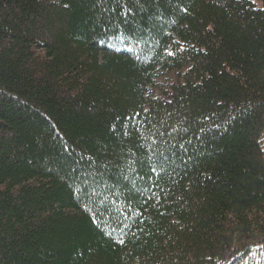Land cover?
Returning <instances> with one entry per match:
<instances>
[{
	"label": "trees",
	"instance_id": "obj_1",
	"mask_svg": "<svg viewBox=\"0 0 264 264\" xmlns=\"http://www.w3.org/2000/svg\"><path fill=\"white\" fill-rule=\"evenodd\" d=\"M126 3L127 23L114 0H0V264H251L264 250V0ZM121 31L139 42L109 38ZM82 169L92 200L76 194ZM113 199L132 205L123 234Z\"/></svg>",
	"mask_w": 264,
	"mask_h": 264
},
{
	"label": "snow or ice",
	"instance_id": "obj_2",
	"mask_svg": "<svg viewBox=\"0 0 264 264\" xmlns=\"http://www.w3.org/2000/svg\"><path fill=\"white\" fill-rule=\"evenodd\" d=\"M104 2H106V0H101V3H104ZM114 2L118 3L119 5L122 6V10L120 12V15H121V17H123L124 22L127 23L129 15L131 13V9L128 8L126 0H114ZM105 11H107V9H105ZM113 11H115V9H113ZM116 27L120 28V25H116ZM107 31L108 30L105 29V32H107ZM109 38L113 39V40H118L121 42H123L124 40H127V41H129L130 44L133 42H136V43L139 42L138 37H137V33H135V32L128 34L126 31H121L119 35L113 34ZM125 50L131 52L132 48L126 46ZM168 54L170 56L175 55L174 52H169ZM138 115H139V113H133L132 116H129L127 119H128V121L135 123V117ZM206 119H207V117H206ZM216 127H218V125ZM114 131H115V129H114ZM185 131H187V130L185 129ZM201 131H204V129H201ZM125 134H127V133H125ZM186 143L191 144V140L190 139L187 140ZM171 147L174 149L176 147V145L173 144ZM179 147L184 148L185 145L183 143H181L179 145ZM66 150H67V146H66ZM173 155H175L174 152H173ZM80 160H87L89 162L90 166L95 164V161L92 157H84L83 155H81L80 159L77 160L76 163L79 164ZM168 162H169L168 156H166L164 154V152H160L159 157L156 161V165L159 166V171L157 169V166H152L151 172L155 173L157 176H160V174L162 172L166 171V165ZM72 171L76 172V168H73ZM94 173H95V169H93L92 171H89L88 169H82L80 171V174L77 177V180L80 181V184L77 185L79 190L76 193L79 197H85L86 196L88 198V200H92V198L96 196L97 188L99 187V185L96 181V177H95ZM99 175L102 176L103 173H100ZM124 178L128 179L127 176H125ZM140 178L143 179V177H140ZM149 181H151V176H149ZM133 184H135V181H133ZM157 186L158 185L155 182H152L151 187L145 189V191L148 192L149 195L146 197V199L143 201V203L146 204L149 200H151L153 198V196L157 195V193L153 190ZM138 191H139V189H138ZM97 199L99 200L100 204L103 206L104 210H108L109 202L107 200L103 199L102 197H97ZM110 204H111V206L115 212V215L112 216V219H113L114 223L116 224V226L120 228L121 233L123 234L124 229L127 227H130V225L127 224V220L129 218V215L133 211L132 205H131V203H128L126 205L127 210H128L126 213L124 209L115 208V205H116L115 199L111 200ZM137 214L142 215V213H137ZM123 242H124L123 239H121L120 243H123Z\"/></svg>",
	"mask_w": 264,
	"mask_h": 264
},
{
	"label": "rangeland",
	"instance_id": "obj_3",
	"mask_svg": "<svg viewBox=\"0 0 264 264\" xmlns=\"http://www.w3.org/2000/svg\"><path fill=\"white\" fill-rule=\"evenodd\" d=\"M262 145L264 144V136L262 137ZM261 250V251H260ZM259 253H256V254H254V260H252L251 261V264L252 263H257V262H255L256 260L255 259H257L258 258V256H260V254H261V252H263V254H264V250L262 249V247L259 249V251H258ZM261 258H263V257H261Z\"/></svg>",
	"mask_w": 264,
	"mask_h": 264
}]
</instances>
